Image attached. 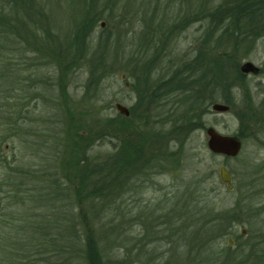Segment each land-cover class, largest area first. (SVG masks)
I'll return each instance as SVG.
<instances>
[{"label":"rangeland","instance_id":"obj_1","mask_svg":"<svg viewBox=\"0 0 264 264\" xmlns=\"http://www.w3.org/2000/svg\"><path fill=\"white\" fill-rule=\"evenodd\" d=\"M39 1L49 13L54 36L62 40L75 33L71 24L76 19L73 15L76 9L69 6L71 0ZM222 1L233 0H95L96 11L102 13V17L90 30V38L87 37L89 33L86 36L87 49L79 63L70 69L48 65L46 57L51 55L43 54V61L36 63L38 68L26 73V76L33 77V88L30 89L32 100L26 122L27 143L21 146L15 141L7 153L23 156L20 164L24 168L42 170L43 175L48 173L47 168H55L60 181L54 184L66 190H60L58 195V190L53 191L48 184L55 177L41 176L39 188L43 187L44 190L39 195L45 201L34 203L31 208L33 211L28 214L33 215L31 221L41 222V225L50 222L56 224L51 237L56 240L55 250L60 255L61 240L58 235L62 232L61 226L70 229L72 238L78 237L74 260L68 264H87L85 244L89 239V230L94 234L100 253L99 264H160L168 259L173 264H218L220 260L222 263L223 254L231 257V264H254L247 251H263L264 120L260 125L252 124L246 120L247 114L244 112L246 94H249V103L254 109L264 106L262 35L257 40L253 39L250 51L240 58L239 63V68L247 62L252 63L259 68V73L245 74V86L231 91L233 105L227 113L213 112L212 104L202 119L203 128L192 131L185 139L173 141L169 138L161 155L156 154V158L149 162L150 168L139 170L140 176L128 175L120 181L117 177L113 178L117 182L115 180L108 185L118 184L119 190H123L118 199L108 203L91 202L90 206L86 199L79 206L76 203L71 206V202L62 199L73 198L74 189L84 187H78L62 173H71L73 176V169L78 168L79 159L86 158L87 164L105 163L107 158H113L118 153L117 148L123 143L122 140L134 138L128 135L101 139L93 137L95 129L102 130L109 121L113 120L114 125L120 124L117 119L120 114L115 109L117 104L129 110L135 103L134 92L129 89L132 79L125 74L115 73L93 83L89 61L94 60L101 50V39L106 35H114V39H120L127 50L128 45L137 44L141 36L146 39L149 37L146 26L151 24L154 30L158 26L162 30L176 26L179 30L178 24L183 22L188 25L179 34L170 36L164 57L171 61L172 66L180 61H189L208 26L201 7L208 3L213 10ZM189 19L195 21L189 24ZM124 51L120 56L122 59L126 58ZM26 56L30 67L32 60H37L41 55L27 53ZM214 104L224 105L221 102ZM134 121L130 119L128 123ZM96 125L98 127L94 128ZM209 127L223 136H239L242 142L239 155L227 158L212 154L207 148L206 129ZM220 167H224L231 177V193L219 180ZM86 187L89 188V185ZM68 193L71 195L66 197ZM52 195L60 199L53 200ZM84 196L85 193L81 195L82 198ZM24 208L22 205L15 207L18 211L14 209L13 217L24 211ZM227 211H230L229 219L223 217H227L224 213ZM65 215L76 218L61 224ZM231 218L236 220V224H230ZM203 219L208 221L210 228L204 227L201 237L193 236L190 239V233L205 223ZM216 219H219L222 237L219 236L220 231L211 228L217 225L216 221L213 222ZM163 221L172 233L166 237H154L152 241L157 240L156 243H149L142 252L138 250V237L144 234L141 225L148 227L146 236L149 239L153 235L149 232L151 226L162 228L158 223ZM183 223L188 235L181 240L182 236H177V229L180 231ZM242 231H245L244 235ZM184 233L183 230L182 235ZM241 235L247 239L241 238ZM228 240H232L230 250L227 248ZM246 241L247 249L242 248ZM241 249L245 250L242 254L239 253ZM218 252H222L219 257ZM32 259L37 260L38 257Z\"/></svg>","mask_w":264,"mask_h":264},{"label":"trees","instance_id":"obj_2","mask_svg":"<svg viewBox=\"0 0 264 264\" xmlns=\"http://www.w3.org/2000/svg\"><path fill=\"white\" fill-rule=\"evenodd\" d=\"M69 6L76 9L73 13L76 19L71 24L75 33L61 40V37L52 34L51 19L41 1L0 0V264H68L74 260L77 251L78 237L72 238L70 229L61 226L62 232L58 235L61 255L58 254L55 250L56 240L51 237L56 224L50 222L41 225V222L31 221L33 215L28 214L33 211L31 208L34 203L45 201L39 195L44 190L43 187L39 188L41 176L55 177L48 184L53 191L58 190V195L60 190H66L54 184L60 181L55 168H47L48 173L43 175L42 170L24 168L20 164L23 156L7 153L15 141L21 146L27 143L26 122L32 100L30 89L33 88V77L26 76V73L38 68L36 63L43 61V54L51 55L46 57L48 65L70 69L78 64L87 49L86 39L90 38V30L101 20L102 13L96 11L95 0H71ZM201 10L204 11V20L208 22L204 37L189 61H180L173 66L170 60H165V50L170 36L179 34L187 23H179V30L175 25L166 30L158 26L154 30L150 24L146 26L149 37L146 39L141 36L137 44H129L127 50L120 39H114V35H106L101 39V50L94 60L89 61L93 83L115 73L125 74L132 79L129 89L134 92L135 103L129 109L128 118L118 115L120 124L114 125L113 120L109 121L102 130L95 129L93 137L101 139L128 135L134 140H122L123 143L117 148L118 153L113 158H107L105 163L87 164L86 158L79 159L78 168L73 169V176L71 173H62L78 187L89 185V188L74 189L73 198H62L71 202V206L75 203L79 206L85 199L89 201V206L91 202L108 203L118 199L123 190H119L118 184L108 185L115 182L113 178L117 177L120 181L128 175L140 176L139 170L150 168L149 162L156 158V154L161 155L169 142L167 140L185 139L192 131L203 128L202 119L212 104L221 102L229 108L233 105L231 91L245 86L246 76L240 72V58L250 51L253 39L257 40L260 35L264 37V0L222 1L213 10L206 3ZM194 21L189 19L188 23ZM122 51L126 58H120ZM27 53L41 56L32 60L29 67ZM244 99L247 102L244 110L246 120L252 124H262L264 106L256 110L249 103V94ZM130 119L135 120V123H128ZM83 193L84 198L81 197ZM70 195L68 193L66 197ZM55 197L52 195L51 199H60ZM19 205L26 208L13 217L14 209ZM224 213L227 217H223L229 219L230 211ZM72 217L65 215L61 224L76 218ZM232 219L230 224H236V220ZM203 221L204 224L195 226L190 239L193 236L201 237L204 227L210 228L208 221ZM215 221L217 225L211 228L220 231L219 236L222 237L219 219ZM183 230L185 233L182 235ZM187 235L188 230L183 223L177 236H182V240ZM241 238L245 236L241 235ZM246 242L242 248H248ZM85 248L87 264H99L100 253L90 230ZM227 248L231 249L228 244ZM241 250L240 254L245 251ZM247 252L254 264H264V249L261 252L257 249ZM221 254L218 252V257ZM34 257L38 259L33 260ZM230 258L223 254L222 263L220 260L218 264H231ZM160 264H173V261L168 259Z\"/></svg>","mask_w":264,"mask_h":264},{"label":"water","instance_id":"obj_3","mask_svg":"<svg viewBox=\"0 0 264 264\" xmlns=\"http://www.w3.org/2000/svg\"><path fill=\"white\" fill-rule=\"evenodd\" d=\"M240 72L244 75H257L259 73V68L254 66L252 63L247 62L240 67ZM126 86H128V84H126ZM115 109L121 116H129V110L124 106L117 104ZM211 110L215 113H227L229 111V107L222 104H213L211 106ZM206 135L208 137L207 148L212 154L227 158H234L239 155L242 148V143L237 137L220 135L211 127L206 129ZM218 175L220 182L225 185L229 192H232L233 187L231 177L224 167L219 168ZM242 234L244 235L245 231H242ZM227 244L229 247H231L232 240H228Z\"/></svg>","mask_w":264,"mask_h":264},{"label":"flooded vegetation","instance_id":"obj_4","mask_svg":"<svg viewBox=\"0 0 264 264\" xmlns=\"http://www.w3.org/2000/svg\"><path fill=\"white\" fill-rule=\"evenodd\" d=\"M158 224H161L162 228H156L155 225H152L151 226V230L149 232L151 234H153V235L151 237H149V241H148L147 236H146V233L148 232V230H147L148 227L145 226L146 227V229H145V227L143 225H141L142 230L144 231V234H142L140 237H138V243H139L138 244L139 245L138 250H141V252L144 251L147 248V245L149 243H152L153 242L152 240L154 239V237H157V238L163 237V236L166 237L167 234H171L172 233L168 229V227L166 226L167 224L164 221L163 222H160ZM176 226H174L175 227V230L177 229ZM157 229H159V230H157ZM177 232H179L178 229H177ZM156 242H157V240L154 241L153 243H156ZM168 244H170V241H168Z\"/></svg>","mask_w":264,"mask_h":264}]
</instances>
